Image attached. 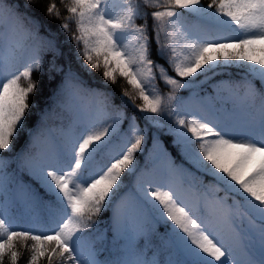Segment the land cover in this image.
Here are the masks:
<instances>
[{
    "label": "snow or ice",
    "instance_id": "snow-or-ice-1",
    "mask_svg": "<svg viewBox=\"0 0 264 264\" xmlns=\"http://www.w3.org/2000/svg\"><path fill=\"white\" fill-rule=\"evenodd\" d=\"M23 248L27 264H264V0H0V264Z\"/></svg>",
    "mask_w": 264,
    "mask_h": 264
},
{
    "label": "trees",
    "instance_id": "trees-1",
    "mask_svg": "<svg viewBox=\"0 0 264 264\" xmlns=\"http://www.w3.org/2000/svg\"><path fill=\"white\" fill-rule=\"evenodd\" d=\"M47 0H44V3H46ZM62 7V6H61ZM62 12L63 15L67 16L68 13L63 10L62 8ZM58 23V22H57ZM70 28L72 31H75L76 29V24L74 21H70ZM137 23H143L142 20H138ZM182 49V45L180 46ZM187 54V53H185ZM230 75L235 76L236 73L232 72L230 73ZM95 80L94 81H89L90 83H95V82H99L101 80V76L99 73H95ZM226 78V77H225ZM33 79H39V77H37L35 74L33 76ZM87 79V77H86ZM122 79V80H121ZM220 78H214L212 81H209L207 83H205L204 85H202V90L200 91V95L204 96L205 94L212 96L214 94V83L216 82V80H219ZM22 84L26 83L25 81H21ZM156 85L158 86V88L160 89V92L163 94H166L169 90H170V86H166L161 80L157 79L155 81ZM56 87L55 82H51V81H47L46 79L43 81V83L41 84L40 90L31 97V100L33 102H35L37 107H46V101H49L53 95L54 89ZM112 89L119 94V92L121 91L122 88H127L130 87L129 85H127L126 81L123 80V78H118L117 84L111 86ZM190 94L189 91L187 90H180L179 92L176 93L177 96L181 97L182 100H184L188 95ZM136 104H139V101L136 100L135 102ZM125 110L127 111V113L130 116H136L137 117V123L139 124V126L141 128H145L146 127V122L143 119V116L145 114L143 113H139L137 112L135 109H133L130 105L126 106ZM166 122V118L161 120V123H165ZM127 124L125 123L124 125L121 126V129L124 130L126 129ZM147 131L149 133V135H154L155 134V129L154 128H147ZM162 142L165 144L166 147H168V139H166L165 137H161ZM123 137H117L114 139L113 141V145L111 146V152L116 153V158H118V153L121 150V146L123 144ZM23 144V138L21 139V141L19 142V145L22 146ZM19 147V146H18ZM147 149L148 152H150L152 150V144L149 142L147 144ZM169 152L171 153L172 150L170 147H168ZM148 152H145L143 154V156H141L140 154H137V160L139 161L138 167L143 170L146 164H149L151 167H153L156 170L159 171H163L164 168V161L163 160H149V155ZM173 159L179 163V158L175 155V153H172ZM109 159L108 156H105L103 159H99L98 158V166H103L107 160ZM185 167L187 168L188 166L185 165ZM191 171V169H189ZM22 176L26 175V174H21ZM199 176V174H197ZM124 179V183H125V187L129 186V181L131 180L130 176L127 177H122ZM200 179H202L205 183H211V178L207 177V176H200ZM183 186L186 187V183L183 184ZM42 194V193H41ZM185 195L189 198H191V196L193 195V193L191 192H186ZM101 221V226H105L107 224V218L102 215L100 218ZM157 230L161 233H163L166 230V226L163 224H160L157 226ZM27 244H30V241L27 242ZM22 251V256L21 259L19 260L18 264H27V258L29 255V252L27 251L26 248L20 249ZM5 264H7V261H5ZM41 264H46V261L42 260Z\"/></svg>",
    "mask_w": 264,
    "mask_h": 264
},
{
    "label": "rangeland",
    "instance_id": "rangeland-1",
    "mask_svg": "<svg viewBox=\"0 0 264 264\" xmlns=\"http://www.w3.org/2000/svg\"><path fill=\"white\" fill-rule=\"evenodd\" d=\"M203 2L206 4L208 2V0H203ZM121 3V0H113V6L115 8H119V5ZM119 78V77H118ZM122 80V79H121ZM154 86L159 90L160 92V89L158 88V86L156 85V83L154 82ZM161 93V92H160ZM162 94V93H161ZM202 97H210L209 95H205V96H202ZM139 101V103H141V101L139 99H137ZM184 102L185 103H191L192 102V97H191V94L184 99Z\"/></svg>",
    "mask_w": 264,
    "mask_h": 264
}]
</instances>
